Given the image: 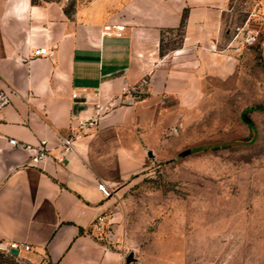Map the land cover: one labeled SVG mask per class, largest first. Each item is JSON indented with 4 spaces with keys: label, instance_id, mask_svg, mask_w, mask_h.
I'll list each match as a JSON object with an SVG mask.
<instances>
[{
    "label": "crops",
    "instance_id": "crops-1",
    "mask_svg": "<svg viewBox=\"0 0 264 264\" xmlns=\"http://www.w3.org/2000/svg\"><path fill=\"white\" fill-rule=\"evenodd\" d=\"M68 2L0 0V89L18 92L0 121V241L30 245L37 262L123 264L92 231L110 201L98 185L117 191L146 171L149 139L235 74L243 50L226 48L233 0H77L70 15ZM108 25L124 26L122 36L106 35ZM259 43L264 64V35ZM37 47L51 55L33 57ZM97 103L98 127L64 165H33L9 143L56 147Z\"/></svg>",
    "mask_w": 264,
    "mask_h": 264
},
{
    "label": "rangeland",
    "instance_id": "rangeland-1",
    "mask_svg": "<svg viewBox=\"0 0 264 264\" xmlns=\"http://www.w3.org/2000/svg\"><path fill=\"white\" fill-rule=\"evenodd\" d=\"M251 15L250 28L262 33L237 47L235 74L212 82L197 109L149 139L151 166L113 191L94 221V235L123 264L130 252L131 264H264V0H233L228 26ZM33 254L13 255L0 241V264H53Z\"/></svg>",
    "mask_w": 264,
    "mask_h": 264
},
{
    "label": "built area",
    "instance_id": "built-area-1",
    "mask_svg": "<svg viewBox=\"0 0 264 264\" xmlns=\"http://www.w3.org/2000/svg\"><path fill=\"white\" fill-rule=\"evenodd\" d=\"M252 17L253 15H251L243 25L237 26L231 31L230 39L226 44V48L235 49L239 46L252 47L258 42L262 30L250 28L249 23ZM113 30L116 31V36L121 37L124 31V26H105L104 33L106 35H110L113 34ZM50 55L51 52L48 47H37L32 51L33 57H48ZM126 92L130 96H132V92L130 89H127ZM17 94L18 92L13 88L0 89V121L3 110L9 104H11L12 96ZM73 96L76 97L77 94H74ZM103 113L104 107L97 103L95 105L94 114L89 118H78L76 126L71 128V131L67 136H63L60 138V144L56 147H50L46 142H40L37 145L20 143L15 138H9V143L12 146H20L21 148L31 152V163L33 165H37L40 161H45L48 158L53 159V161L58 164L64 165L67 161L68 156L74 150V141L82 138L83 136L87 135L92 130L97 128L99 125L100 117ZM98 188L105 198H111L113 196V190L108 188V186L104 182H100ZM10 248H16L25 251L32 250V247L30 245L24 243L11 244L8 247L9 252Z\"/></svg>",
    "mask_w": 264,
    "mask_h": 264
},
{
    "label": "water",
    "instance_id": "water-1",
    "mask_svg": "<svg viewBox=\"0 0 264 264\" xmlns=\"http://www.w3.org/2000/svg\"><path fill=\"white\" fill-rule=\"evenodd\" d=\"M150 157H154V154L152 151H149L148 154ZM10 253L13 255H19L20 254V250L16 249V248H10ZM137 261V258L135 257V252H130L127 257H126V264H131L133 262Z\"/></svg>",
    "mask_w": 264,
    "mask_h": 264
},
{
    "label": "trees",
    "instance_id": "trees-1",
    "mask_svg": "<svg viewBox=\"0 0 264 264\" xmlns=\"http://www.w3.org/2000/svg\"><path fill=\"white\" fill-rule=\"evenodd\" d=\"M43 1H52V0H43ZM32 2H33V3H39V0H32ZM73 9H74V4H72V5H70V6H67V7L65 8V11H66L67 14L70 15V14L72 13ZM184 25H185V17L183 16L182 23H181V29L184 27ZM228 33H230V31H229ZM261 40H262V39H261ZM53 264H54V263H53Z\"/></svg>",
    "mask_w": 264,
    "mask_h": 264
}]
</instances>
